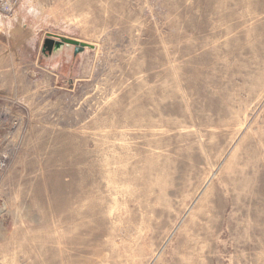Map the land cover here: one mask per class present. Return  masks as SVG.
<instances>
[{
	"label": "rangeland",
	"instance_id": "374dc122",
	"mask_svg": "<svg viewBox=\"0 0 264 264\" xmlns=\"http://www.w3.org/2000/svg\"><path fill=\"white\" fill-rule=\"evenodd\" d=\"M0 107V264H264V0H17Z\"/></svg>",
	"mask_w": 264,
	"mask_h": 264
},
{
	"label": "built area",
	"instance_id": "2783aa9c",
	"mask_svg": "<svg viewBox=\"0 0 264 264\" xmlns=\"http://www.w3.org/2000/svg\"><path fill=\"white\" fill-rule=\"evenodd\" d=\"M17 0H0V15L10 14L16 7ZM6 114L4 109L0 107V134L4 127ZM9 155L5 148L0 147V171H4L8 166Z\"/></svg>",
	"mask_w": 264,
	"mask_h": 264
},
{
	"label": "water",
	"instance_id": "95a60500",
	"mask_svg": "<svg viewBox=\"0 0 264 264\" xmlns=\"http://www.w3.org/2000/svg\"><path fill=\"white\" fill-rule=\"evenodd\" d=\"M60 41H57L51 37H46L43 43V51L46 49L48 51L52 50L53 46L60 45ZM76 43V42H75Z\"/></svg>",
	"mask_w": 264,
	"mask_h": 264
}]
</instances>
